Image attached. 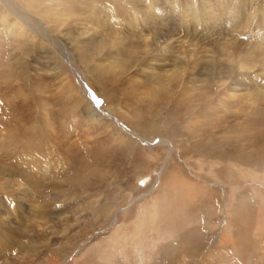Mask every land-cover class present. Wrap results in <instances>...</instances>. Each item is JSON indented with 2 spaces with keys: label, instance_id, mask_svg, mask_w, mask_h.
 I'll return each instance as SVG.
<instances>
[{
  "label": "rangeland",
  "instance_id": "374dc122",
  "mask_svg": "<svg viewBox=\"0 0 264 264\" xmlns=\"http://www.w3.org/2000/svg\"><path fill=\"white\" fill-rule=\"evenodd\" d=\"M14 1L36 19H22L29 29L39 24L41 35L60 38L61 44L57 51L27 32L19 15L0 5V201L13 215L0 229V264L15 259L17 264H264V96L255 95L264 85L262 49L263 63L255 72H262L263 80L242 78L243 89L254 95L228 103L226 115L219 104L212 109L211 102L199 103L203 89L191 85L178 89L173 83L166 91L151 78L147 96L129 97L136 85L115 81L109 62L101 60L116 45L128 64L142 58L134 54L145 49L142 35L148 29L141 34L126 24V7L135 9L129 2ZM176 1L140 0L141 9L155 3L176 25L178 7L200 10L204 2ZM209 1L223 18L235 6L240 12L258 2ZM91 33L100 45L87 49ZM246 35L244 43L252 40ZM69 55L87 77L90 95L83 94ZM97 67L109 71L102 80ZM95 101L110 125L97 133L85 124ZM109 115L139 135L124 133L115 141L123 131ZM163 139L172 149L158 147ZM26 151L34 153L26 161L43 162L46 177L23 163L20 153ZM37 172L35 182L26 179L19 195L13 193L16 179ZM17 202L23 211L14 209ZM56 217L62 219L54 229L58 236L47 242L37 225Z\"/></svg>",
  "mask_w": 264,
  "mask_h": 264
},
{
  "label": "bare ground",
  "instance_id": "6f19581e",
  "mask_svg": "<svg viewBox=\"0 0 264 264\" xmlns=\"http://www.w3.org/2000/svg\"><path fill=\"white\" fill-rule=\"evenodd\" d=\"M126 1L129 2L135 8L130 10L128 7H126V11H124L125 12L124 21L127 22L126 24L130 25L132 29H135L134 31L137 30L140 31L141 34H144L145 28L148 29L147 31L148 34L142 35L144 36L143 37L144 39H142L141 43L145 49L141 50L142 52L141 54L140 53L134 54L137 57L140 56L139 58L141 57L142 58L132 65L128 64V61L121 59V56H119L122 50L120 47L117 48L118 46L116 45L114 49L110 48L109 49L110 52L108 50V54L103 57L104 59L101 58V60L104 62L105 61L109 62L107 64L108 67L116 73V76L114 75V77H111L115 81L118 77H120L119 81L123 82V80H125V83H123V85H126L127 84L126 82H128L129 84L134 83L136 85L134 86L135 89L131 92L129 97L136 98V97L147 96L148 93L145 92L146 89L145 84L147 83L146 79L149 80L151 78H153V80L156 81L157 83L163 85L166 91L170 88L171 84L173 83L177 84L178 89H180V87L182 86L184 87L186 85H191L194 88L203 89V93L199 95V96L203 95V97L199 100V103L211 102L213 103L212 109H216L217 105L219 104L221 108V112L226 115L228 110L227 109L228 103H232V102L237 103L239 100L243 102V100L246 99V96L254 95L253 91L250 92L251 90L246 91L245 88L243 89L240 83L242 78L244 77H248L251 81L255 80L253 78H258L263 80V77L261 76L263 73L258 70H257L258 72L256 73L255 70L259 68L257 66L259 61L263 63L262 57L258 55V51H259L258 47L261 48L262 51L264 52V3H263L264 1L257 0L258 2L256 3L258 4L256 3H253L252 5L250 4L251 5L250 7L247 6V9L244 10L243 8V11L240 12L237 11L238 7L235 6L230 10H228L227 11L228 15L226 16V18H223L218 11L212 9L209 0H208L209 2L207 0H202L204 2L201 4L200 10L198 9L191 10V6L186 7L187 5L182 8L178 7V10L179 9L180 10L176 12L177 18H175L176 20L175 23H177L178 25L171 24L172 20L166 18L165 16L166 13H163L161 9L157 11V7L152 6L155 3L151 5L150 4L146 5L145 6L146 9H141V7L143 8V3L141 4L140 0H126ZM175 2L177 1L175 0ZM17 3L14 0H0V5L4 6L3 7L4 9L7 6L10 13L12 14L16 13L19 15L20 19L18 18V20L23 29L27 30V32H31L35 35H38L43 41H45L50 45H53L54 49L58 51L57 48L58 44H61L60 38H57L56 40L53 41L41 35L40 34L41 29L39 28V24L35 25V27L37 28L31 27L29 29L31 25L28 23L27 20H22V19L25 18L26 16L29 20H36V19H34L22 6L18 5ZM14 4H16V6ZM102 7L103 6H101V8ZM105 9L106 7L103 8V10ZM223 19L230 20V22H228L230 25L228 23H223L222 22ZM131 28L129 29L131 30ZM245 34H247L246 36H249L252 39L250 40V42H253V45L249 41L248 43L242 42L241 39ZM89 36L91 42L89 44L90 48L87 49H93L92 48L93 45H97V46L100 45L96 33H91ZM227 37L229 39L226 40ZM119 41L122 42L121 40ZM229 41H231L230 43L231 45L228 44ZM238 43H240L239 46L234 48L236 45H238ZM137 45L140 44L138 43ZM62 47L63 46H61L60 49ZM63 52L65 51L62 50L61 53ZM66 52L68 53V51ZM67 53L65 54L68 55ZM69 58H70L69 61L73 66V69L75 70L76 79L83 85V94L90 95V91L87 89L86 86L87 85L86 83L88 82L87 77L82 72L78 71L77 68L75 67L77 63L75 57L73 55L72 56L69 55ZM72 59H75L76 63ZM173 62H175V65H173V68L171 69L170 67ZM95 72L98 73V76H100L101 80L102 77H106V75L109 74L108 73L109 71L100 72L99 67L95 69ZM254 73H256V76L254 75ZM251 81H249V83H251L254 87H257V85L252 83ZM104 82L106 84L108 83L105 80ZM69 86L71 87L72 90H75L73 86L71 85ZM259 87H261L262 92L257 93L255 95L264 96V85H259ZM188 88L186 89L188 90ZM171 93L172 92L168 94L166 93L165 96L168 97L170 96L169 94ZM184 93L185 92H183V94ZM211 93H214L213 95L215 99L214 98L209 99ZM190 102L193 103L192 100ZM92 106H94L95 111L92 110V112L86 115L85 124L87 125V128H89L90 130L89 132L94 131V133H97L99 130L107 128L110 125L107 124V122L104 119L100 118V113H102V111L96 105V101L95 103H93ZM246 106L247 105L245 104V107ZM189 108H190L189 106L186 107V113L189 111ZM195 114L196 112H194L193 118L197 120L198 118L195 116ZM109 116L111 122L115 124L117 127H119L120 128L119 130L123 131L122 134H120V136L119 135L116 136L115 141H118L122 136L125 138L124 133L129 136L139 135L133 132L132 135L123 127L121 123H118V121H116V119H114L111 115ZM241 123L244 126V120ZM136 137L138 142L140 141L139 143L143 147L147 145L146 144L147 141H145V139H141L138 136ZM169 146L171 148V143L163 139V141L158 147L169 148ZM20 154L24 155V157L22 158L23 163L26 164V166L27 165L30 166V167L27 166V168L28 167L32 169L36 168L38 169L37 171H41V172L43 171V168L41 167L43 165L42 161H36V163L32 161H26L27 158H31L34 155L33 152L29 151L27 153L26 151ZM170 154L168 160L171 159ZM46 162L47 161H44L45 165L47 164ZM40 164L42 165L40 166ZM37 174L38 175L32 176L31 174L28 175L24 173V176L26 177L24 181L20 179H16L18 183L14 187H17V189L12 190L13 193L19 195L20 192L19 189L25 186L24 182L26 181V179L29 180V182L30 181L33 182L35 179L38 178L39 172H37ZM41 174H43L41 175V177H46L48 175L46 172L44 173L42 172ZM159 181L156 183L155 186L160 184ZM22 182L24 184H22ZM6 188L1 189V191H5ZM1 202L2 201H0V207L2 205ZM16 205L14 209H17V211L24 210L23 209L24 207L21 205L20 202H17ZM99 210L101 211L100 214L104 212V209L101 210V208H99ZM14 214H17V212L15 211ZM54 214L57 213L54 212ZM12 216L13 215L7 210L5 211V209L2 207L0 208V229L3 230L2 227L8 225L7 223L10 219L9 217ZM114 216L115 214H112L111 218H113ZM38 218H40V216H38ZM52 218L50 219V221L47 220V223L43 226L36 224L37 234L40 233L41 235L40 238H46L47 242L51 241L53 237L58 236L57 232L54 231V229L56 228L57 223H59L58 221L59 220L62 221V219L58 217H56L55 219ZM64 219H66L64 223L68 222L67 218ZM69 220H71V216ZM113 220L115 223L116 217H114ZM32 227H35V225H33ZM19 260L20 259H15L5 263L2 262V264H17L19 263Z\"/></svg>",
  "mask_w": 264,
  "mask_h": 264
}]
</instances>
